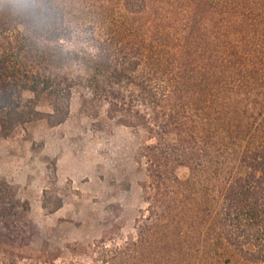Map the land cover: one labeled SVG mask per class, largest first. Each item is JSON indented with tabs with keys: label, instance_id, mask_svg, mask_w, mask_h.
<instances>
[{
	"label": "trees",
	"instance_id": "1",
	"mask_svg": "<svg viewBox=\"0 0 264 264\" xmlns=\"http://www.w3.org/2000/svg\"><path fill=\"white\" fill-rule=\"evenodd\" d=\"M216 1L219 42L200 61L183 29L124 41L105 32L123 27L111 13L81 24L70 0H33L36 11L0 0L2 136L42 116L60 124L76 91L82 109L103 102L154 140L141 151L147 206L135 239L95 264L264 263V0ZM122 6L143 14L147 0Z\"/></svg>",
	"mask_w": 264,
	"mask_h": 264
},
{
	"label": "rangeland",
	"instance_id": "2",
	"mask_svg": "<svg viewBox=\"0 0 264 264\" xmlns=\"http://www.w3.org/2000/svg\"><path fill=\"white\" fill-rule=\"evenodd\" d=\"M70 1L81 24L111 13L123 27L105 24V32L124 41H136L141 32L149 39L161 32L172 37L183 29L200 61L208 43L219 42L216 0H147L143 14L126 13L123 0ZM37 109L51 111L44 99ZM106 109L103 102L82 109L75 91L60 124L42 116L0 134V264H95L103 252L135 239L147 206L141 151L154 140L141 127L109 117ZM188 174L185 166L177 170L181 179Z\"/></svg>",
	"mask_w": 264,
	"mask_h": 264
},
{
	"label": "clouds",
	"instance_id": "3",
	"mask_svg": "<svg viewBox=\"0 0 264 264\" xmlns=\"http://www.w3.org/2000/svg\"><path fill=\"white\" fill-rule=\"evenodd\" d=\"M38 6L33 3V0H24L22 9L25 11H36Z\"/></svg>",
	"mask_w": 264,
	"mask_h": 264
}]
</instances>
